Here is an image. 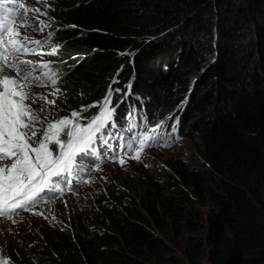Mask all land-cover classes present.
<instances>
[{
  "label": "trees",
  "instance_id": "trees-1",
  "mask_svg": "<svg viewBox=\"0 0 264 264\" xmlns=\"http://www.w3.org/2000/svg\"><path fill=\"white\" fill-rule=\"evenodd\" d=\"M49 9L71 63L57 79L62 96L82 109L111 88L118 118L141 109L138 95L156 120L186 94L176 111L204 167L177 161L141 202L146 214L109 210V230L70 228L24 264H160L167 231L192 262L264 264V0H50ZM206 55L213 61L189 90ZM81 109L85 121L100 110Z\"/></svg>",
  "mask_w": 264,
  "mask_h": 264
},
{
  "label": "rangeland",
  "instance_id": "rangeland-1",
  "mask_svg": "<svg viewBox=\"0 0 264 264\" xmlns=\"http://www.w3.org/2000/svg\"><path fill=\"white\" fill-rule=\"evenodd\" d=\"M22 2L25 8L39 9L40 11L25 12L22 9L17 24H20L22 19H26L31 26L21 27L19 32L21 36L27 35L30 40L42 42L40 48L29 43L27 46L37 48V51L36 53L25 54L22 58L37 64L41 61L51 62V66L58 70L57 79L64 76L71 63L64 60L58 50L54 54L52 53V49L56 48L58 43L54 36H49V33H52L57 26L52 21L53 15L49 9L50 0H23ZM36 17L50 26L39 31ZM206 58L202 68L196 70L195 73L193 72V75L191 74L192 76L188 79L187 87L189 90L190 84L194 81V76L202 73L213 61L214 56L206 55ZM43 71L44 69L37 68L34 75L40 76ZM56 88H58L57 85L47 84V86H43L41 83L33 85L31 90L33 96H46L48 100H55V104H45L44 101L37 99L36 103L32 105L33 109L38 112L41 107H44V112L40 114L42 118L46 117L45 125L63 117L71 118L73 111L78 112L81 109L79 105L63 97L60 91L53 96L52 93L55 92ZM135 96L141 105L143 102H149V99L145 100L138 95ZM185 98L186 94L181 93L179 102L171 109L160 110L162 116L157 117L168 124L172 132L171 139L168 140L165 135L151 137V140L140 151V158L134 159L132 157L139 150L140 139L144 136H150H142L139 133L135 138H130L131 144L126 150L116 154L112 163L104 164L100 169L93 171L90 180L83 186L81 183L87 178L88 170L92 164L87 165V158L78 159L76 174L72 177L57 178L58 187L41 193V202L34 208L19 210L17 214L11 217H0V224L3 221L9 223L8 226L0 229V261L7 260L9 264L30 263L33 255L50 247L53 241L64 236L66 231L73 227H79L91 236L95 234L97 229L109 230L111 222L109 210L121 212L129 210L130 212L136 211L140 214H146L141 207V202L149 196L150 192L157 194L153 187L155 181L163 186L166 174L177 161H183L194 169H203L200 146L193 139L183 136L184 121L181 114L176 111V106L185 102ZM96 108L99 109V106ZM80 116V123L87 125L85 122L87 118L85 119V116L81 114ZM60 139L63 140L64 136L61 135ZM124 140V137L116 130L114 137H104L100 142L97 139V145L100 149L109 151V153L105 152L110 155L122 147ZM119 157L125 159L126 162L123 165L119 163ZM60 181H62L61 184ZM208 183L214 184L215 182L209 180ZM72 184L74 186H71ZM74 189L76 190L66 194L65 197L53 200L54 193ZM165 195L172 197L170 194ZM204 200L210 204L208 197ZM208 204L201 207L200 210L206 212L209 208ZM37 213H42V215ZM200 234L201 232H185L184 235L187 237ZM158 236L163 238L164 244L168 247L167 250L157 256L160 264H208L204 259L192 262L185 256L182 251L183 247L179 244L180 237L176 240L173 239L169 231L166 234L159 233Z\"/></svg>",
  "mask_w": 264,
  "mask_h": 264
},
{
  "label": "snow or ice",
  "instance_id": "snow-or-ice-1",
  "mask_svg": "<svg viewBox=\"0 0 264 264\" xmlns=\"http://www.w3.org/2000/svg\"><path fill=\"white\" fill-rule=\"evenodd\" d=\"M10 2L15 5L13 8H6L0 2V217L6 218L19 210L34 208L41 202V193L53 190L57 178L71 173L77 157L83 158L90 152L97 134L113 120L115 112L112 107L113 90L110 88L102 101L87 106H99L100 109L87 125L80 123L81 116L77 111L71 113V118L63 117L45 125L46 117L42 118L40 114L44 112V107L38 112L32 105L37 99L45 104H55V100L33 96L31 90L33 85L41 83L43 86L49 83L55 86L58 83V70L51 66V62L41 61L37 64L22 58L25 54L36 53L42 42L30 40L27 35L21 36L19 28L31 25L26 19H22L20 24L15 23L18 10H40L25 8L18 0ZM36 20L39 31L50 26L40 21L39 17ZM29 43L37 48H29ZM56 50L53 48L52 53ZM37 68L44 69L40 76L34 75ZM59 91L56 88L52 95ZM115 91L119 92L120 89ZM87 107L82 108L81 112L87 111ZM61 135L64 136L63 140L60 139ZM149 140L150 136L140 139L139 150L132 158H140V151ZM53 148L56 149L55 153ZM125 162L123 157H119L121 165ZM0 264L9 262L4 260Z\"/></svg>",
  "mask_w": 264,
  "mask_h": 264
},
{
  "label": "clouds",
  "instance_id": "clouds-1",
  "mask_svg": "<svg viewBox=\"0 0 264 264\" xmlns=\"http://www.w3.org/2000/svg\"><path fill=\"white\" fill-rule=\"evenodd\" d=\"M143 105V104H142ZM142 105L140 106V107H142ZM131 107L133 106V105H130ZM130 106H127L126 107V109H125V112L124 113H122L121 114V116L122 115H125V113H127V111H128V109H130ZM147 110H145V112H146ZM98 115V114H97ZM114 116H116L117 117V114H116V112H114ZM118 118V117H117ZM148 119V121L150 122L151 121V119H149V118H147ZM157 121L159 120V119H156ZM159 121H161V120H159ZM165 122V121H164ZM166 123V122H165ZM167 124V123H166ZM168 125V124H167ZM169 127V126H168Z\"/></svg>",
  "mask_w": 264,
  "mask_h": 264
},
{
  "label": "bare ground",
  "instance_id": "bare-ground-1",
  "mask_svg": "<svg viewBox=\"0 0 264 264\" xmlns=\"http://www.w3.org/2000/svg\"><path fill=\"white\" fill-rule=\"evenodd\" d=\"M8 225H9V223H8L7 221H3V222L0 224V229L6 227V226H8Z\"/></svg>",
  "mask_w": 264,
  "mask_h": 264
}]
</instances>
